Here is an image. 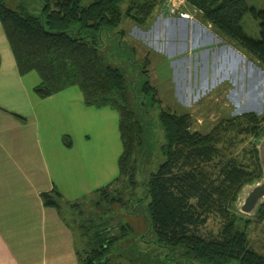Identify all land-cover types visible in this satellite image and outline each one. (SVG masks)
Here are the masks:
<instances>
[{
	"label": "rangeland",
	"instance_id": "obj_1",
	"mask_svg": "<svg viewBox=\"0 0 264 264\" xmlns=\"http://www.w3.org/2000/svg\"><path fill=\"white\" fill-rule=\"evenodd\" d=\"M5 3L13 9L25 5L34 14H39L43 6V0H5ZM246 3L264 10V0ZM125 7L126 0H121L123 12ZM190 7L185 0H161L145 23L136 25L123 13L117 32L102 33L101 53L105 62L117 66L126 77L127 104L142 124L143 141L129 163L132 180L123 173L105 190L79 197L73 205L56 200L62 216L80 225L84 236L81 241L75 231L77 244H84L77 249L76 264L79 255L85 258L90 253V243L102 229L108 233L105 237H110L106 258L112 263L193 264V260L182 255L183 247L159 243L149 223L145 183L150 170L163 159L160 108L189 113L191 130L219 136L215 162L233 158L245 165L249 179L243 185L262 177L257 161L264 135V65L250 53L233 47L225 35ZM182 12L189 13L190 18L182 17ZM241 26L248 36L258 39L259 20L250 12L242 17ZM70 28L74 35L85 33L76 23ZM247 112H253L255 121L240 117ZM208 169L216 171L215 167ZM236 199L233 202L236 232L244 231L247 245L264 256V221L258 219L259 207L254 215L243 214L236 208ZM222 224L218 215L210 214L200 232L205 236L210 231L217 233ZM246 263L241 258H230L225 264Z\"/></svg>",
	"mask_w": 264,
	"mask_h": 264
},
{
	"label": "trees",
	"instance_id": "obj_2",
	"mask_svg": "<svg viewBox=\"0 0 264 264\" xmlns=\"http://www.w3.org/2000/svg\"><path fill=\"white\" fill-rule=\"evenodd\" d=\"M120 1L43 0L41 12L34 14L25 5L13 9L5 0H0V23L19 71L35 70L40 76L34 87L37 95L45 97L66 87L78 86L86 104L110 106L118 112L122 142L119 174L98 192L123 173L132 180L133 169L129 163L143 141L142 124L127 104L126 77L117 66L105 62L101 53L102 33L110 35L111 30L115 31L123 13L136 25L145 23L161 0H126L124 12ZM185 1L190 8L197 9L202 20L211 23L264 65L263 9L249 7L246 0ZM247 12L259 20L258 39L248 36L241 26ZM74 23L85 32L83 35L72 34L70 27ZM120 34L123 35L122 30ZM158 113L164 133L163 159L150 170L145 183L149 223L156 240L166 246L183 247L182 255L193 260V264H225L230 258H241L246 264H264V256L251 249L245 232H236L234 226L233 202L239 188L249 179L247 167L233 158L215 162L218 157L215 143L219 136L191 130L189 113H175L169 108H160ZM240 117L248 121L256 119L253 112ZM257 163L261 166L260 161ZM209 167H215L216 171L213 173ZM42 196L46 205L55 204L53 196L48 193ZM259 210L258 219L264 221V203ZM210 214L221 218L222 229L205 236L200 231ZM105 233L102 229L95 234L90 253L85 258L79 255L78 264H116L106 258L110 237H105Z\"/></svg>",
	"mask_w": 264,
	"mask_h": 264
},
{
	"label": "crops",
	"instance_id": "obj_3",
	"mask_svg": "<svg viewBox=\"0 0 264 264\" xmlns=\"http://www.w3.org/2000/svg\"><path fill=\"white\" fill-rule=\"evenodd\" d=\"M39 81L35 70L19 71L0 23V264H76L84 244L75 231L84 236L56 200L73 205L119 174L115 109L86 104L78 86L41 97Z\"/></svg>",
	"mask_w": 264,
	"mask_h": 264
},
{
	"label": "water",
	"instance_id": "obj_4",
	"mask_svg": "<svg viewBox=\"0 0 264 264\" xmlns=\"http://www.w3.org/2000/svg\"><path fill=\"white\" fill-rule=\"evenodd\" d=\"M258 155L262 177L243 185L235 201L237 210L246 215H254L258 207L264 203V135L259 143Z\"/></svg>",
	"mask_w": 264,
	"mask_h": 264
},
{
	"label": "built area",
	"instance_id": "obj_5",
	"mask_svg": "<svg viewBox=\"0 0 264 264\" xmlns=\"http://www.w3.org/2000/svg\"><path fill=\"white\" fill-rule=\"evenodd\" d=\"M193 11H195V13H197L196 11H197V9H195V8H191ZM182 17H185V18H190V14L189 13H187V12H182Z\"/></svg>",
	"mask_w": 264,
	"mask_h": 264
}]
</instances>
